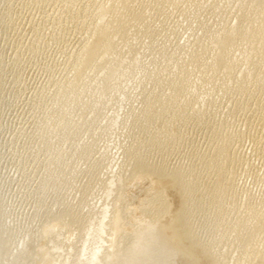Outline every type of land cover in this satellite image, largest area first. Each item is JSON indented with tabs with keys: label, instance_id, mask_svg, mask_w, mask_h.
I'll use <instances>...</instances> for the list:
<instances>
[{
	"label": "rangeland",
	"instance_id": "1",
	"mask_svg": "<svg viewBox=\"0 0 264 264\" xmlns=\"http://www.w3.org/2000/svg\"><path fill=\"white\" fill-rule=\"evenodd\" d=\"M0 32L47 264H129L163 151L264 264V0H0Z\"/></svg>",
	"mask_w": 264,
	"mask_h": 264
},
{
	"label": "water",
	"instance_id": "2",
	"mask_svg": "<svg viewBox=\"0 0 264 264\" xmlns=\"http://www.w3.org/2000/svg\"><path fill=\"white\" fill-rule=\"evenodd\" d=\"M129 264H241V221L163 151ZM0 264H47L32 226L0 32Z\"/></svg>",
	"mask_w": 264,
	"mask_h": 264
},
{
	"label": "bare ground",
	"instance_id": "3",
	"mask_svg": "<svg viewBox=\"0 0 264 264\" xmlns=\"http://www.w3.org/2000/svg\"><path fill=\"white\" fill-rule=\"evenodd\" d=\"M256 15H257V14H256ZM256 23H257V22H256ZM257 28H258V27H257ZM263 33H264V32H263ZM174 83H175V82H174ZM226 129H227V128H226ZM226 134H227V133H226ZM224 135H225V134H224ZM229 137H230V136H229ZM229 139H230V138H229ZM221 140H222V139H221ZM223 140H224V137H223ZM226 141H227V139H226ZM219 142H220V141H219ZM223 142H224V141H223ZM219 144H220V143H219ZM223 144H224V143H223ZM224 145H225V144H224ZM215 149H216V147H215ZM219 153H220V152H219ZM139 156H140V155H139ZM139 156H138V157H139ZM141 156H142V155H141ZM141 156H140L139 158H138L137 156H135V157H137L138 159H137V160L133 159V160L137 161L138 164L143 165V163H145L147 159L145 160V158H144L143 156H142V157H141ZM212 158H213V157H212ZM214 159H215V158H214ZM208 162H209V161H208ZM135 163H136V162H135ZM137 163H136V164H137ZM147 163H148V162H147ZM145 164H146V163H145ZM216 167H217V166H216ZM209 168H210V167H209ZM191 169H192V168H191ZM191 169H190V171H191ZM192 171H193L192 173H194V170H192ZM188 172H189V171H188ZM190 174H191V173H190ZM192 177H193V176H192ZM254 208H255V207H254ZM54 209H55V208H54ZM255 228H256V227H255ZM246 238H247V236H246ZM241 239H242V238H241Z\"/></svg>",
	"mask_w": 264,
	"mask_h": 264
}]
</instances>
